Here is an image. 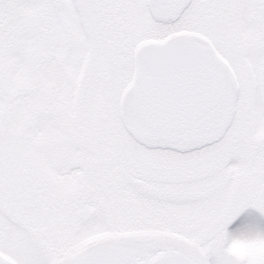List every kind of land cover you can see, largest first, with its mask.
Masks as SVG:
<instances>
[{"label":"snow or ice","instance_id":"1","mask_svg":"<svg viewBox=\"0 0 264 264\" xmlns=\"http://www.w3.org/2000/svg\"><path fill=\"white\" fill-rule=\"evenodd\" d=\"M262 219L264 0H0V264H264Z\"/></svg>","mask_w":264,"mask_h":264},{"label":"rangeland","instance_id":"2","mask_svg":"<svg viewBox=\"0 0 264 264\" xmlns=\"http://www.w3.org/2000/svg\"><path fill=\"white\" fill-rule=\"evenodd\" d=\"M251 215L256 216V217L259 219V216H258L257 213H255V212H251ZM261 223H264V219L261 220Z\"/></svg>","mask_w":264,"mask_h":264}]
</instances>
